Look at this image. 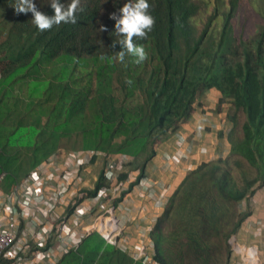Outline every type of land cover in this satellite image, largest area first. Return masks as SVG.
Listing matches in <instances>:
<instances>
[{"label": "trees", "instance_id": "obj_1", "mask_svg": "<svg viewBox=\"0 0 264 264\" xmlns=\"http://www.w3.org/2000/svg\"><path fill=\"white\" fill-rule=\"evenodd\" d=\"M18 2L0 0V191L60 150L128 155L141 163L139 180L156 148L215 91V110L230 108L229 152L185 174L150 242L160 264L227 262L228 240L264 187V0H148L155 22L133 37L147 53L139 64L127 53L108 59L120 38L109 14L126 0H79L75 23L43 31L31 13L16 12ZM33 2L53 14L51 0ZM106 184L102 170L83 195ZM57 264L142 263L93 231Z\"/></svg>", "mask_w": 264, "mask_h": 264}, {"label": "built area", "instance_id": "obj_2", "mask_svg": "<svg viewBox=\"0 0 264 264\" xmlns=\"http://www.w3.org/2000/svg\"><path fill=\"white\" fill-rule=\"evenodd\" d=\"M183 142L184 138L179 136L177 147L182 148ZM92 155L103 156L102 153L91 151L88 158ZM71 159L73 155H67V160ZM128 160V157L122 155L117 164L108 163L105 174L111 184L100 188L89 199L88 206L77 204L79 200H83L79 190L74 195L70 194L73 188L78 189L81 185L80 167L78 164L61 166L56 155L40 163L11 192L0 191V259L7 260V264H56L61 256L76 249L85 237V232H88V229L84 232L78 230L86 211L93 207L103 209L107 203L121 196L124 185L118 180V175ZM169 160L177 164L180 159L173 156ZM139 186L141 195L150 192L152 195L153 182L143 178ZM161 196H158V201H161ZM69 221L70 226L67 224ZM99 230L108 243L117 244L120 232L117 225L103 224ZM229 243L232 264L258 263L254 251L241 247L234 238ZM38 253L44 256L43 262L36 260ZM233 254L237 257L235 261ZM136 258H144L149 264H156L149 261L144 249L139 251Z\"/></svg>", "mask_w": 264, "mask_h": 264}, {"label": "crops", "instance_id": "obj_3", "mask_svg": "<svg viewBox=\"0 0 264 264\" xmlns=\"http://www.w3.org/2000/svg\"><path fill=\"white\" fill-rule=\"evenodd\" d=\"M212 95L205 98L207 103L212 104L205 107L203 100L201 107L197 109L192 118L173 133L166 141L156 148L155 155L144 166V175L150 178L154 185L153 199L147 195H141L138 187L135 185L128 191L120 208L112 214L115 215L118 225L122 229L120 245L136 251L138 242L141 241L139 229L148 227L161 214L163 208L160 203L155 202L156 195L160 188L167 187L168 195L175 190L185 174L196 168L201 162L216 160L220 156H226L229 152V143L226 140L225 133L231 128V124L225 120L229 112V105H225L220 111L215 110L217 93L210 92ZM204 99V100H205ZM205 100V101H206ZM222 131L223 136L220 138L218 133ZM181 134L185 138L182 148L176 145L177 137ZM171 156H178L177 164L166 165V159ZM113 157L112 159H116ZM83 156H79L76 161L81 163ZM64 163V162H63ZM63 163H60L62 166ZM103 166V161L97 158L94 164L85 165L82 171V190L90 189L98 178V174ZM138 166L133 165L128 168L130 178L135 176L134 169ZM137 170V169H136ZM73 188L71 195L80 189ZM82 205L88 206L87 202ZM144 206V211H139L138 207ZM251 214L246 218L236 233L239 244L244 245L247 249L253 250L258 257L257 264H264V187L256 190L250 199ZM119 219H118V218ZM91 216L85 215L81 218L78 225L80 232L86 231L90 225ZM69 221L67 224H69ZM38 261L45 260L42 254L38 253ZM57 264V263H56Z\"/></svg>", "mask_w": 264, "mask_h": 264}, {"label": "clouds", "instance_id": "obj_4", "mask_svg": "<svg viewBox=\"0 0 264 264\" xmlns=\"http://www.w3.org/2000/svg\"><path fill=\"white\" fill-rule=\"evenodd\" d=\"M78 3H79V0H72V2L68 5V7L65 8L64 4H62L60 2V0H51V3L49 5H50L51 9L53 10V14L48 15L47 13L40 11L36 7L33 0H19L17 6L15 7V10L18 13H31L32 23L37 27L38 30L43 31V30H47V29L52 28L54 25H59L61 22H63V23H75L76 22V12H77ZM148 9H149L148 0H126V2L121 7H119V9L117 11H114V12L109 14V19L115 21L114 26H113L114 31L120 38H119V40H117L111 44V47L114 49V57H108V59L111 60V59L115 58V59H118L119 61L123 62L125 55L127 53L131 57L134 58L133 63L139 64L147 58V53L145 51L143 44L134 42L133 37L135 36L137 38L142 39V38L146 37L147 33L152 30V26H153L155 21H154V17L151 15V13L148 11ZM102 29L104 30L103 26H102ZM117 45H119L118 51L115 50ZM104 58L105 57H101V59H104ZM129 83H131V81H129ZM179 136L183 137L181 134H179ZM177 140H178V137H177ZM184 142H185V138H184ZM184 142H183V144H184ZM89 152H91V151L60 150L58 153H55L53 155L58 156L60 163L64 162L62 165L73 164L75 166V164H78V166L80 167V170H81V177H82L83 167H85V165L94 164L95 160L97 158H100L103 161V166H102L101 171L104 170V177H105V180L107 183L106 186H103V187H109L111 184L110 181L106 178V174H105L106 170H107L106 166L108 165V163L117 164L118 158L122 155L128 157L129 160L126 163H124L123 169H122L121 173L118 175V180L121 181L124 185V190H123L121 196L119 198L111 201L110 203H107V206L104 207L103 209L99 210V209L93 207L90 210L86 211L85 215L86 216L90 215L91 221H90V225L88 227H86V229H88V232L87 233L85 232V237L88 236L93 231H96L99 235H101L103 237L102 233L99 230L101 228V226L103 224L107 226L108 224L113 223L120 228V230H119L120 232H119V235L117 237L118 238L117 244L114 245V244L108 243L106 241V239L103 237L104 240L106 241V243H108L112 246H115L116 248H118L119 250H121L122 252H124L128 256H130L136 262H140L142 264H149V262L147 260H145L144 258H136V255L139 253V251L141 249H144V252L146 253L147 257L150 259L149 261L155 262L156 264H160L154 260V250H153L152 244L150 242V232H151L157 218L153 221V224L151 226L141 227L139 229L138 232H139V234H141V241L138 242V246L136 247V251H133V250L129 249L128 247H122L120 245V239L122 236V229H121L120 225H118L117 220L114 217L115 215L112 214L113 212H115V210L120 208L119 205L123 201L125 194L128 191H130L133 186L136 185L138 187V189H140L139 182L141 179L147 178L151 182H153V181L150 178H148L147 176H145L144 174H143V176L140 177L139 180H137V177L140 176V173H141V168H140L141 163L139 160H135L134 158H132L128 155H125V154L106 155L103 152L92 151V152L102 153L103 156L102 155H97V156L92 155L90 158H88ZM69 154L73 155V159H71L72 161L67 160V155H69ZM53 155H51V156H53ZM79 156L84 157V160L81 163L76 161V159ZM93 157L95 160L93 162H91L92 161L91 159ZM113 157H117V158L112 159ZM172 157L173 156L168 157L166 159V163H167L166 165H170V163L172 164L173 160L172 161L169 160V158L172 159ZM86 159H88V160H86ZM134 164L137 165L138 167L136 168L137 170L134 169L135 176L133 178H130L128 168L130 166L133 167ZM123 173L127 174V178L125 180H122L120 177L121 174H123ZM98 176H99V174H98ZM135 180H137L136 184L131 186V184H129V183H131ZM96 181L94 182V184L96 183ZM82 182H83V180H81V184H82ZM154 185H156V184L153 182V186ZM93 187H94V185L90 189H93ZM163 187L164 188H160L161 189L160 192L156 195L155 202L160 203V205L164 209V206L168 201L169 195L167 194L168 193L167 187H165V186H163ZM90 189L82 190L80 187L79 193L82 194L83 200L82 199L79 200V202L77 204H80V203L83 204L84 202L88 203L89 199L91 197H93L100 188L95 192V194H93L91 196H84L83 192L90 190ZM152 191H153L152 195H151V192L148 193L149 196L147 193H145V195H147L149 198L153 199V194L155 191L154 187H152ZM158 196H161L162 202L157 200ZM114 202H116L115 206H114ZM88 205H89V203H88ZM140 207H142V209H140ZM138 210L144 211V206L140 205L138 207ZM236 233L234 235H232L229 238V240L234 238L238 245L246 248L244 245H241L238 243ZM229 240H228V243H229ZM229 249L231 251L230 243H229ZM248 250H251V249H248ZM251 251H253V250H251ZM61 257H60V259H61Z\"/></svg>", "mask_w": 264, "mask_h": 264}, {"label": "rangeland", "instance_id": "obj_5", "mask_svg": "<svg viewBox=\"0 0 264 264\" xmlns=\"http://www.w3.org/2000/svg\"><path fill=\"white\" fill-rule=\"evenodd\" d=\"M247 4H246V1H245V3H243V6H246ZM245 12V11H244ZM212 95V93L211 94H206V95H203V96H201V98H199L200 100H203L204 102H206V104H204L205 105V107H207V106H209V105H212V104H209V103H207V100L205 99V98H207V97H210ZM138 98H134L133 100H129L127 103H128V105H130V104H133L134 103V101H136ZM206 101H205V100ZM199 100V102L201 103V101ZM203 103V102H202ZM201 103V104H202ZM209 104V105H208ZM241 206H242V208L244 209V203H241ZM241 208V209H242ZM236 255L235 254H233V260L235 261L236 260ZM233 263V261H232V252L230 251V249H229V256H228V259H227V262H225L224 264H232Z\"/></svg>", "mask_w": 264, "mask_h": 264}]
</instances>
